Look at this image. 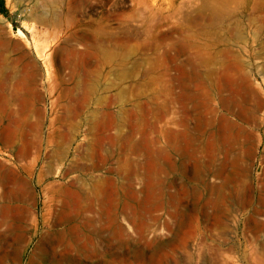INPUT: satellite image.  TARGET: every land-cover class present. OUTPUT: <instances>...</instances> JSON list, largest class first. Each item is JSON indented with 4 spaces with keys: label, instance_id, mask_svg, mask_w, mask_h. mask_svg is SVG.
<instances>
[{
    "label": "rangeland",
    "instance_id": "1",
    "mask_svg": "<svg viewBox=\"0 0 264 264\" xmlns=\"http://www.w3.org/2000/svg\"><path fill=\"white\" fill-rule=\"evenodd\" d=\"M0 264H264V0H0Z\"/></svg>",
    "mask_w": 264,
    "mask_h": 264
},
{
    "label": "bare ground",
    "instance_id": "2",
    "mask_svg": "<svg viewBox=\"0 0 264 264\" xmlns=\"http://www.w3.org/2000/svg\"><path fill=\"white\" fill-rule=\"evenodd\" d=\"M42 19V18H41ZM91 81V80H90ZM89 83V81H87ZM252 113V112H251ZM250 117V116H249Z\"/></svg>",
    "mask_w": 264,
    "mask_h": 264
}]
</instances>
